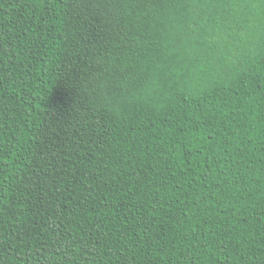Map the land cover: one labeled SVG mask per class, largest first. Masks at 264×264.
Returning a JSON list of instances; mask_svg holds the SVG:
<instances>
[{"label": "trees", "instance_id": "16d2710c", "mask_svg": "<svg viewBox=\"0 0 264 264\" xmlns=\"http://www.w3.org/2000/svg\"><path fill=\"white\" fill-rule=\"evenodd\" d=\"M0 264H264V0H0Z\"/></svg>", "mask_w": 264, "mask_h": 264}]
</instances>
